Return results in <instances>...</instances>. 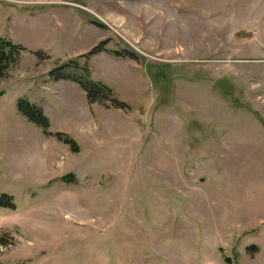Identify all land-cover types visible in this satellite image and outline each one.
I'll return each instance as SVG.
<instances>
[{
	"label": "rangeland",
	"instance_id": "rangeland-1",
	"mask_svg": "<svg viewBox=\"0 0 264 264\" xmlns=\"http://www.w3.org/2000/svg\"><path fill=\"white\" fill-rule=\"evenodd\" d=\"M0 37V264H264V0H0Z\"/></svg>",
	"mask_w": 264,
	"mask_h": 264
},
{
	"label": "trees",
	"instance_id": "trees-1",
	"mask_svg": "<svg viewBox=\"0 0 264 264\" xmlns=\"http://www.w3.org/2000/svg\"><path fill=\"white\" fill-rule=\"evenodd\" d=\"M101 25V24H98ZM24 48L20 45L13 43L3 37H0V80L6 77L8 70L19 60V57ZM107 51L104 44H99L94 47L85 57L90 58L91 55ZM112 55L123 58H136V54L131 51H112ZM40 53H37L39 56ZM50 77L55 80H65L76 83L86 94L89 104L112 102V105L117 108H126L124 103L119 102L114 97L113 90L106 84L93 79L91 72L87 66H82L77 60H71L67 64L58 67L50 72ZM17 109L19 113L28 119L30 122L39 126L46 135H52L49 132L50 121L45 116L42 108L30 104L25 99H19L17 102ZM59 142L66 144L73 152H78L79 147L77 142L69 135L58 132L54 135ZM73 175H68L62 179L65 182L71 183ZM15 209L13 197L1 193L0 194V209Z\"/></svg>",
	"mask_w": 264,
	"mask_h": 264
}]
</instances>
